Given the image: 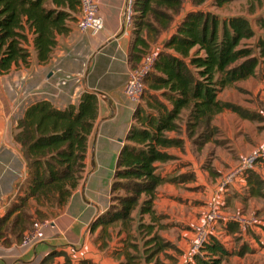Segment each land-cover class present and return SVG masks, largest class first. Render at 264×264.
<instances>
[{"label":"trees","instance_id":"16d2710c","mask_svg":"<svg viewBox=\"0 0 264 264\" xmlns=\"http://www.w3.org/2000/svg\"><path fill=\"white\" fill-rule=\"evenodd\" d=\"M206 1H132L131 69L148 52L149 37L167 35L159 44L158 57L145 78L142 102L134 107L116 158L110 186L113 201L90 225L92 232L99 229L100 247L107 245L114 227L132 236L134 209L139 208L140 215L153 213L157 186L176 179L162 176L160 164L174 158L167 149L181 147L182 135L197 146L209 141L218 132L212 120L224 110L255 118L254 112L248 115L240 106L218 99V94L236 81L256 76L258 68L264 75V35L256 37L244 16L220 20L201 10ZM232 1L213 0V5L222 7ZM79 4L80 0H0V73L27 65L31 50L39 62H46L58 38L67 35L77 21ZM255 21L259 30H264V17ZM144 31L147 38L142 35ZM255 37L254 45L246 43ZM97 116L98 96L88 89L80 94L77 105L58 108L42 99L25 109L15 138L23 146L28 176L24 193L0 217L1 243L8 244L10 236L20 243L34 226L67 203L84 176L89 137ZM247 178L251 195L264 197V190L259 188L263 181L256 173L250 172ZM29 199L36 203L34 213L28 211ZM140 220L138 234L150 236L152 225ZM238 226L227 222L225 229L234 233ZM148 241L158 244L153 251L145 250L146 261L167 246L156 233ZM232 254L212 235L202 246V255H193L186 264H225L224 258ZM77 264L95 263L81 259ZM154 264H160L159 260Z\"/></svg>","mask_w":264,"mask_h":264},{"label":"crops","instance_id":"0c3cea01","mask_svg":"<svg viewBox=\"0 0 264 264\" xmlns=\"http://www.w3.org/2000/svg\"><path fill=\"white\" fill-rule=\"evenodd\" d=\"M96 1L104 23L100 33L97 35L80 33L74 23L67 35L58 38V44L46 62H39L35 51L31 50L30 62L27 65L0 73V217L7 212L18 196L24 193L22 188L28 176L23 146L15 138L19 131L18 122L23 117L25 109L31 103L42 99L49 100L58 108L70 103L77 105L80 94L86 89L105 95L102 100L98 99V116L89 137L86 167L80 184L63 207L38 224V235L33 245L24 248L13 236L9 237L8 244L1 243L0 264L46 262L77 264L81 259H90L95 264H132L130 262L132 253L129 254L128 251H137L141 246L143 253L149 247L143 246L142 243L138 246L140 237L138 238L137 224L140 218L141 223L152 225L151 235L156 233L174 246L162 253L158 252L149 261H146V254H143L144 264H154L157 259L160 264H186L192 261L191 244L194 240V229L203 221L208 206L218 190V183L229 168L258 147L260 136H256L254 130L260 125H254L251 119L243 118L229 110L216 114L212 120V124L218 128L222 136H213L209 141L197 146L182 135L184 142L181 147L167 149L174 158L160 164L159 172L162 176L176 179L164 181L157 186L153 213L140 215L139 208L134 209L131 214L134 218L132 236L127 237L125 230L119 231V226L109 227V230L113 228L111 238L105 247H100L101 241L97 237L99 229L92 232L90 225L96 216L107 209L110 203L109 196L108 199L105 196L107 190L99 194L88 189L87 181L90 177H86L85 174L88 165H91L94 171L97 162L101 164L104 158L110 157V154L105 152L106 149L113 150L117 158L132 122L134 107L128 105L131 103L123 94L126 81L124 76L132 68L128 60L131 33L130 30L122 29L125 0ZM69 49H84L88 55L92 54L86 68L87 77L75 89L73 86H77V83L73 82L64 91L59 89L56 91L53 89V83L59 76L58 73L63 72L62 68L73 71L79 68L77 62L66 57L65 52ZM102 61H106L109 67L101 72ZM109 70L113 72L109 73ZM73 78L76 81L80 79L78 76ZM247 79L225 87L218 94V99L243 106L239 101L225 95L226 92L228 94L226 91L228 88L232 92L243 88ZM261 81L262 79L258 82L256 96L264 90ZM95 82L110 85L100 89L94 86ZM241 108L246 110L247 107ZM251 112H255L254 109ZM226 115L230 118L227 122L230 125L228 131L223 126ZM245 123L251 126V132H244ZM250 133H253L256 140L251 138ZM246 134L248 141L244 137ZM225 141L232 147L231 150H226L221 145ZM110 181L112 182V179ZM242 184L245 183L237 182L222 192L226 196V204L229 201L232 204L237 202L236 195L246 186ZM198 187L199 195L196 193ZM35 207V201L29 199L28 211L34 213ZM11 219L12 217L10 221ZM261 240L264 241V238ZM221 242L226 245L222 240ZM117 245L120 248L116 247ZM226 246L230 249L228 245ZM53 251L58 253L51 254ZM48 254L51 256L46 259Z\"/></svg>","mask_w":264,"mask_h":264},{"label":"rangeland","instance_id":"374dc122","mask_svg":"<svg viewBox=\"0 0 264 264\" xmlns=\"http://www.w3.org/2000/svg\"><path fill=\"white\" fill-rule=\"evenodd\" d=\"M200 8L201 10L208 11L216 15L220 20L232 16H244L249 20L252 28L255 30L256 37L264 35V30H259L255 21V19L259 16L264 17V0H234L228 4L223 5L222 7H215L213 5V0H207ZM77 17H79V14L77 15ZM142 35L147 38L145 31L142 33ZM166 35L167 33H163V34L161 33L158 37H156V39L150 38L148 36L150 40V47L148 49V52L149 50L151 51L152 49L158 50L159 44H161L165 40ZM256 37L252 38L251 40H248L246 43L250 45H254L256 41ZM124 42L126 43V40ZM65 54L66 57L70 58L72 61L77 62L79 64V68L77 71H73L70 69L66 70L61 67L63 72L58 73L59 76L56 78V80L53 83V89L54 90L56 89V91L57 89L64 91L65 89L70 87V83L73 82L77 83V86H73L74 89L79 87L82 84V80H84V78L87 77L86 68L88 65V61L91 58L90 56H92V54L88 55L87 51H84V49H79V50L69 49L65 52ZM101 64H102L101 72L105 71L107 67H109V64H107L106 61H102ZM57 65L55 66V68L57 67ZM98 65L99 63H97L96 66L98 67ZM114 67L115 64L113 68ZM110 72H113V70H109V73ZM127 74L128 72L124 76L126 79L128 76ZM75 76L80 77V79L77 81L74 80L73 77ZM119 77H121V75H119ZM260 79H262L261 82L262 84H264V75L262 71L258 68V74L256 75V77L248 78L244 82L245 84L243 88L240 87L239 89H237L238 91H233V92L232 90H230V88H228L226 90L228 91V94L226 92L225 95L228 98L239 101L240 104L243 105L241 107H247L246 111L248 115H250L251 111H253L254 109L255 118L252 120V122L254 123V125L257 124L260 125V127H257L256 130H254L256 136H260V141L259 143L257 142L258 147L254 152L258 150L261 155L259 158H257L256 163L254 165V169L250 170L245 175H242V177H239L236 180L235 183L241 182L246 184V186H244L245 188L241 191V193L236 195L238 196L237 202L232 204L231 201H229L226 204L224 199V204L221 207L222 214L226 218L230 216L243 215L245 218H250L253 220V224H248V225L240 224L234 233L227 231L223 227L225 226L224 220L218 223L215 235L219 239H221L226 245H228L230 247V250L233 252L232 255L228 256L227 258H224L225 264H264V241L261 240V238L262 239L264 238V197L251 195L250 188L247 182L248 179L247 177H249L250 172L254 171L257 177H259L263 181L262 185L259 187L260 190H264V134H263L264 133V90L261 91L258 96H256V94L258 93L257 88ZM109 85L110 83L97 84V82H95L94 86H98V88L104 89ZM97 96L99 100H102V97H104L105 95L98 93ZM128 105L131 108L135 107V105L132 104H128ZM229 121L230 118L226 115V121L223 123V126L227 129V131L230 129V125L227 123ZM235 124L236 121H234L233 125ZM250 127L251 126L249 124L245 123L244 132L247 133L248 131L251 132ZM219 135H220L219 132L215 134V136H219ZM250 135L253 140H256L253 133L252 134L250 133ZM220 136H222V134ZM244 137L246 141L249 140L247 134L244 135ZM221 145L226 150H231L232 148L231 146H229V144L226 141L223 142ZM105 152L109 153L110 157L104 158L103 159L104 161L101 164L100 162H97L94 171L93 169H91V165L87 166V173L85 175L86 177H90L87 181V188L92 190V192L94 193L98 192L99 194H103V192L107 190L105 192V196L107 197V199L109 196V201L110 200L113 201L114 196L111 197L109 186H111L110 180L113 178L116 155L115 152H113V150L111 149H106ZM234 155H236V152H234ZM199 190L200 187H198L196 191L198 195L200 194L198 193ZM116 193H114L113 195H115ZM97 203L98 205H100L99 202ZM197 204L199 203L197 202ZM139 237H140V241L138 242V246H140L141 243L143 244V246L149 245L147 251H153L157 247L158 243L154 244L153 241L151 242L148 241V243L145 242L148 239V237H150L148 234L146 235L144 233H141L140 235H138V238ZM162 243H164V245L167 244V246L162 247V249L160 250L161 253L164 250H168L174 247L172 243L167 241L165 238H162ZM116 247L120 248L119 245H117ZM141 248L142 247L140 246V248L137 249V251L135 250L128 251L129 254L132 253L130 258V262L132 264H144L143 254H146L147 251L141 253L142 252ZM238 251H242V253L239 255ZM44 264H47V262Z\"/></svg>","mask_w":264,"mask_h":264},{"label":"built area","instance_id":"2783aa9c","mask_svg":"<svg viewBox=\"0 0 264 264\" xmlns=\"http://www.w3.org/2000/svg\"><path fill=\"white\" fill-rule=\"evenodd\" d=\"M132 1L125 0L122 18V29L129 30L132 24ZM76 29L80 33H89L97 35L103 30L104 23L99 13V5L96 0H80L79 17L75 22ZM158 57V50L152 49L144 54L137 67L131 69L123 86V94L127 101L132 105L141 102L144 88L145 78L152 71L155 61ZM261 155L259 151L253 152L242 157L236 165L229 168L218 183V190L214 194V198L208 206V210L203 221L196 226L194 231V240L191 244V252L193 255H202V246L209 241L212 235L216 234L218 223L224 220L227 222H236L238 225L253 224V220L245 218L243 215L224 217L221 207L224 204L225 196L222 192L232 186L239 177L245 175L254 169L257 158ZM38 235V225L34 226L27 232L22 241L21 246L28 248L34 244ZM1 244V241H0Z\"/></svg>","mask_w":264,"mask_h":264},{"label":"water","instance_id":"95a60500","mask_svg":"<svg viewBox=\"0 0 264 264\" xmlns=\"http://www.w3.org/2000/svg\"><path fill=\"white\" fill-rule=\"evenodd\" d=\"M98 93H100V92H98Z\"/></svg>","mask_w":264,"mask_h":264}]
</instances>
